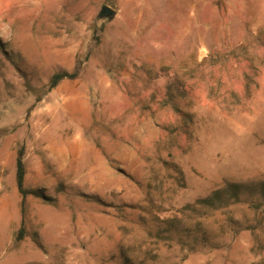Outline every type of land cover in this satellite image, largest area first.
<instances>
[{"label":"rangeland","instance_id":"1","mask_svg":"<svg viewBox=\"0 0 264 264\" xmlns=\"http://www.w3.org/2000/svg\"><path fill=\"white\" fill-rule=\"evenodd\" d=\"M257 205L264 0H0V264H257Z\"/></svg>","mask_w":264,"mask_h":264},{"label":"trees","instance_id":"2","mask_svg":"<svg viewBox=\"0 0 264 264\" xmlns=\"http://www.w3.org/2000/svg\"><path fill=\"white\" fill-rule=\"evenodd\" d=\"M76 73L69 72L67 70H61L54 73L49 81V90L55 88L66 78H74ZM27 169L25 163V147L21 146L18 150L17 156V174H16V183L19 193L22 196L23 203L29 193L25 187ZM246 185L239 183H229L225 187L214 190L210 195L206 197H201L196 200L192 207H201L202 209L213 210V209H224L231 205H235L241 201V196L243 194V189ZM257 212L264 216V207H259L257 205ZM23 231V228H21ZM257 264H264V261H261Z\"/></svg>","mask_w":264,"mask_h":264},{"label":"water","instance_id":"3","mask_svg":"<svg viewBox=\"0 0 264 264\" xmlns=\"http://www.w3.org/2000/svg\"><path fill=\"white\" fill-rule=\"evenodd\" d=\"M114 12L115 10L112 7L105 4L103 5L99 15L100 17H112L114 15Z\"/></svg>","mask_w":264,"mask_h":264}]
</instances>
